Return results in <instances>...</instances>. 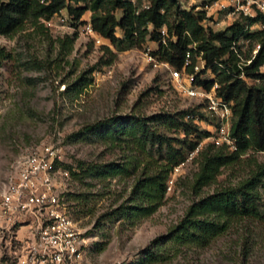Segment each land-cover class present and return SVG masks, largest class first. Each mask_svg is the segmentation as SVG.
I'll return each mask as SVG.
<instances>
[{"label": "rangeland", "instance_id": "rangeland-1", "mask_svg": "<svg viewBox=\"0 0 264 264\" xmlns=\"http://www.w3.org/2000/svg\"><path fill=\"white\" fill-rule=\"evenodd\" d=\"M216 1L179 0V5L180 9L204 10L203 26L215 31L235 21L243 22L250 33L264 28V23L249 24L240 11L232 13V8H222ZM68 3L83 6L80 2ZM135 4L142 8L143 2L135 0ZM121 13L117 10L115 16L119 18ZM90 15L91 11L86 10L81 20H89ZM80 22L74 21L65 8L44 22L43 31L28 24L14 35H0V52L6 54L0 61V186L13 174L21 155L45 143L57 151L61 158L58 165L68 172L58 178V183L72 218L87 238L89 264H264V188L259 221L236 222L203 247L174 244L165 237L180 223L193 201L212 193L216 186L234 184L246 175L250 170L246 163L233 170L223 169L217 185L194 195L189 180L197 169L196 151L190 152L171 172L163 204L135 225L111 217L115 210L128 204L135 174L103 180L71 174V170L78 173L79 162L106 164L122 160V150L97 141L91 134V128L95 130L99 122L181 110L189 112L185 120L198 132L213 131L211 123L215 122L198 101L173 88L170 67L154 66L147 60L145 51L155 50L157 42L148 39L143 47L117 50L108 41L96 43L91 36L78 32ZM162 29L166 31L165 27ZM74 32L75 42L66 54L58 39ZM115 34L123 37L120 28ZM105 45L114 56L106 53ZM236 45L240 46L244 61L249 39H240ZM91 68L94 69L89 72ZM260 71L264 73V66ZM82 74L91 78V83L79 94L66 93L67 84ZM247 82L252 85L256 81ZM166 134L183 136L179 132ZM209 143L204 137L198 148ZM246 156L264 161V151ZM161 237L164 238L152 244Z\"/></svg>", "mask_w": 264, "mask_h": 264}, {"label": "trees", "instance_id": "trees-1", "mask_svg": "<svg viewBox=\"0 0 264 264\" xmlns=\"http://www.w3.org/2000/svg\"><path fill=\"white\" fill-rule=\"evenodd\" d=\"M68 1L80 2L83 6L73 7ZM150 2L149 8H139L132 0H0V35H14L28 24L43 31L46 28L42 20L50 19L65 8L74 21L83 23V13L90 10L92 28L117 50L143 47L149 39L158 45L151 54L159 62L176 69L183 67L189 54L191 64L186 67L189 72L196 56L201 55L205 68L211 69L215 78L198 80L199 83L209 88L216 82L217 93L232 102L230 135L235 141L234 150L213 143L198 148L200 140L208 137L210 132H198L196 126L191 128L190 122L185 120L187 110L147 117L127 115L99 122L95 130L91 128L97 141L124 152L122 160L106 164L79 162L78 173L68 167L72 175L99 180L135 174L128 204L115 210L111 216L113 220L124 219L135 225L163 204L171 172L190 152L197 149L194 156L197 169L189 180L194 195L217 185L223 169L233 170L246 163L250 166L246 175L234 184L216 186L212 193L193 201L180 223L165 236L174 244L203 247L236 222L259 221L262 217L264 161L246 155L264 151V73L260 71L264 66V28L250 33L243 22L235 21L215 31L203 26L204 10L180 9L179 0ZM117 10L122 11L119 18L115 16ZM243 20L249 24L264 23V15L246 16ZM162 27L166 28L165 35L160 32ZM117 28L122 30L123 37L116 36ZM76 36L77 32H74L58 39L66 54L71 51ZM243 38L249 39V49L245 60L241 61V48L236 42ZM255 44H259V48L252 55ZM103 48L114 56L108 45ZM5 56L0 52V61ZM249 59L251 61L246 63ZM248 79L256 82L250 85ZM91 80L82 74L75 82L67 84L66 93H81ZM166 132H179L183 136H169ZM193 133L195 136H191ZM163 238L155 239L152 244Z\"/></svg>", "mask_w": 264, "mask_h": 264}, {"label": "built area", "instance_id": "built-area-1", "mask_svg": "<svg viewBox=\"0 0 264 264\" xmlns=\"http://www.w3.org/2000/svg\"><path fill=\"white\" fill-rule=\"evenodd\" d=\"M132 2L135 3V0ZM142 2V8H149L150 0ZM216 2L222 8H232V13L240 11L248 17L264 15V0ZM77 31L91 36L96 43L105 42L89 20L78 24ZM160 32L166 34L163 29ZM258 48L259 44L252 50V55L256 54ZM151 52L148 49L145 51L147 60L154 66L163 64L170 67L173 88L182 96L198 101L215 121L211 123L214 128L209 131L207 139L215 146L226 145L228 150H234L235 141L230 135L232 102L217 93L216 82L209 88L199 83L198 80L215 78L211 69L205 68L201 55L196 56L189 72L186 70L191 64L189 54L183 67L176 69L168 63L159 62ZM59 161L61 158L57 151L51 145L41 143L20 156L13 174L0 186V264H89L86 259L90 251L87 238L72 218L60 190L58 178L68 172L60 168Z\"/></svg>", "mask_w": 264, "mask_h": 264}]
</instances>
